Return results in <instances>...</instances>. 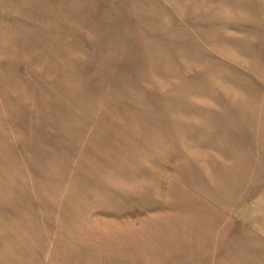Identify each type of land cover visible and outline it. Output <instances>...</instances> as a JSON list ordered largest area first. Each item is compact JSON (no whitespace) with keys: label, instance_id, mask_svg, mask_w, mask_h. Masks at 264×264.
<instances>
[{"label":"rangeland","instance_id":"374dc122","mask_svg":"<svg viewBox=\"0 0 264 264\" xmlns=\"http://www.w3.org/2000/svg\"><path fill=\"white\" fill-rule=\"evenodd\" d=\"M0 264H264V0H0Z\"/></svg>","mask_w":264,"mask_h":264}]
</instances>
